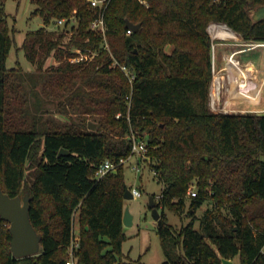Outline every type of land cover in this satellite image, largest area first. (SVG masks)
I'll return each mask as SVG.
<instances>
[{
    "label": "trees",
    "instance_id": "16d2710c",
    "mask_svg": "<svg viewBox=\"0 0 264 264\" xmlns=\"http://www.w3.org/2000/svg\"><path fill=\"white\" fill-rule=\"evenodd\" d=\"M6 1L0 0V184L10 195L32 196L31 219L42 233V248L14 256L10 223L0 215V264H68L76 222V264H147L123 257L129 187L123 163L94 175L104 160L131 154V129L147 139L150 165L163 184L154 194L161 209L158 231L164 243L181 247L162 264H222V256L264 264V114L210 108L208 31L211 22H224L244 40L264 42V18H253L264 0H110L104 17L113 56L103 33L91 28L98 8L90 0H30L31 15L43 24L26 32L21 47L35 70L19 62L7 66L16 41ZM58 18L66 20L49 30ZM127 19L140 27L130 30ZM85 47L97 54L69 60L74 48ZM51 54L60 63L45 68ZM119 63L129 67L132 81ZM29 93L36 96L33 111ZM54 97L70 122L42 117ZM89 117L98 121L96 129L89 128ZM62 147L67 154L59 155ZM29 162L35 170L24 183ZM194 185L197 193L190 196ZM187 204L193 218L177 229L165 209L182 214Z\"/></svg>",
    "mask_w": 264,
    "mask_h": 264
},
{
    "label": "rangeland",
    "instance_id": "374dc122",
    "mask_svg": "<svg viewBox=\"0 0 264 264\" xmlns=\"http://www.w3.org/2000/svg\"><path fill=\"white\" fill-rule=\"evenodd\" d=\"M33 9H34V5L31 3L30 0H20V2L16 0L6 1L5 12L7 13V17L9 19L10 25L13 28V34L16 41L12 45L10 55L7 59L8 67L16 66L18 62L26 70L28 69L35 70V68L37 67V65L32 64L27 59L25 52L21 47L26 32L29 30H34L43 24V20L39 15H34V16L31 15ZM220 23H222L225 26H228L231 29V27L224 22L214 21L208 25V31L212 33L211 28H213L214 26L219 27ZM217 27H216V32L218 33V35L215 36L212 33L213 34L212 37L210 33L213 42L212 43L213 69L215 64L214 63L215 57L216 59L219 58L221 51L220 47L217 45L216 42L231 40L235 37V35H237L236 33H238L233 29H231L234 31V34L224 36L219 33L218 30L219 28ZM55 28H56V24L54 25L51 24L48 26L49 30H54ZM71 34L72 32L68 31L63 40L64 42L62 44V48L66 52L69 48L66 47L65 43L70 40ZM240 35L242 36V34ZM168 49L171 50L172 46H169ZM256 58L261 60L262 56H257ZM59 63H60V59L55 57V55L51 54L47 58L44 67L47 68L50 66H55ZM28 90H30V88H28ZM28 96L30 98L28 102V104L30 105L28 107H30L31 111H33L35 110V100H36L35 93H29ZM54 98L56 99V102L48 104V107L51 111H48L47 113L46 110H43L42 117L46 120V116L53 115L57 117L60 123L70 122V118L67 115L60 113L57 110L58 109L57 100L59 97H54ZM41 99L43 100L44 107L46 109V96L42 94ZM14 106L18 107L19 105L15 103ZM18 115L19 112H16L15 116ZM88 120L92 122H96V128L98 127L99 123L96 119H94L93 117H89ZM42 147L43 146H40L38 149L39 155L43 150ZM150 155L151 154L149 152V156ZM127 158H128L127 161L123 163L124 171L126 174V182L129 187H139L141 189V195L127 199L125 202V207L128 206L131 213L133 214V224L124 226L126 237L124 238L122 244L123 257L126 260L141 259V261L147 264H162L165 259H167L168 257L174 258L181 251V247L179 245L173 246L171 241L169 240L166 241L165 243L163 242L162 237L158 231L157 221L153 217L151 209L149 207L150 195L151 194L158 195L162 190L163 184L160 181H158L153 170L151 169V165H150L151 160L145 157L138 156L135 153L134 154L131 153ZM136 162H138L141 166L140 171L132 168L133 163ZM34 170H35V164L32 165V162L26 164V179L24 183H26L27 180L30 179ZM193 187L195 188L196 185H194ZM206 206H207V202H204L200 206V208L197 209L195 215L200 217L203 214V211L206 208ZM165 210L168 214L169 222L174 224V226L177 229H179L182 226V224L187 223L189 220L193 218V216L189 213L188 204L186 208L182 211V214L167 208ZM194 226L196 228H199L200 226L199 219L195 220ZM234 260L237 261V258H234Z\"/></svg>",
    "mask_w": 264,
    "mask_h": 264
},
{
    "label": "crops",
    "instance_id": "0c3cea01",
    "mask_svg": "<svg viewBox=\"0 0 264 264\" xmlns=\"http://www.w3.org/2000/svg\"><path fill=\"white\" fill-rule=\"evenodd\" d=\"M211 29L215 36L218 35L216 26ZM236 34L231 40L216 42L221 51L219 58L215 57L214 60L215 69L210 86V108L215 112L264 111V88L257 100L239 93L236 90V85L237 75L240 71L234 65L229 64L227 59L229 54L236 52L235 55L240 59L241 64L251 66L250 69L248 66L244 68L245 75H247L245 78L249 77L250 79L245 88L248 87V90L255 91L264 77V42L246 41L239 33ZM257 56H262V59H257ZM218 79L221 80V89H217L214 85V81ZM126 200L125 198V202ZM75 232L79 236L77 222L75 223Z\"/></svg>",
    "mask_w": 264,
    "mask_h": 264
},
{
    "label": "water",
    "instance_id": "95a60500",
    "mask_svg": "<svg viewBox=\"0 0 264 264\" xmlns=\"http://www.w3.org/2000/svg\"><path fill=\"white\" fill-rule=\"evenodd\" d=\"M254 20H260L264 18V4L257 6L253 12ZM141 23H134L127 19L126 26L130 30H135L140 27ZM232 29V28H231ZM256 112V111H254ZM258 114H264V111H257ZM89 128L95 129L96 122L89 121ZM68 149L62 147L59 151V155L67 154ZM126 199L133 198V192L130 187H127L124 192ZM31 199L30 193L10 195L5 192L0 184V215L7 220L9 230L11 232V250L14 256L23 257L28 255L37 254L42 248V233L39 232L34 226L31 219ZM149 207L152 215L157 221L161 220V211L159 210L154 195H150ZM124 225L133 224V214L128 206L125 207L123 213ZM222 264H235L233 258L221 257Z\"/></svg>",
    "mask_w": 264,
    "mask_h": 264
},
{
    "label": "built area",
    "instance_id": "2783aa9c",
    "mask_svg": "<svg viewBox=\"0 0 264 264\" xmlns=\"http://www.w3.org/2000/svg\"><path fill=\"white\" fill-rule=\"evenodd\" d=\"M110 0H90V3L93 7H97L98 11H97V16L92 20L91 22V28L96 30V31H100L103 33L104 36V47L107 48L110 53L112 54V51L110 49L107 37H106V32H107V24L105 21V10L107 8V5L109 3ZM66 19L65 18H58L56 21V25H60L62 23H64ZM216 24V23H215ZM212 25V24H211ZM262 43V42H260ZM264 44V43H263ZM75 50V54L69 56V60L71 61H89L91 60L96 54L97 51L96 50H92L90 48H74ZM236 52H232L231 54L228 55V63L231 65H234L237 69H239V75H237V85H236V90L246 96L252 97L254 99H258L260 96V93L262 92L263 88H264V77L262 78L259 86L255 89V91H250L248 90L249 88H245L247 84V82L250 80L249 77L248 79L245 78V76L247 77V75H245V66H248V68L250 69L251 66L250 65H245V64H241V61L238 57H236L235 55ZM113 56V54H112ZM118 63V61H116ZM120 64V63H119ZM120 67L125 71V73L129 76L130 81L133 80L134 75L133 73L130 71L129 67L125 64H120ZM215 69V68H214ZM213 69V71H214ZM251 75V74H249ZM214 85L217 89H221L222 88V84H221V80H215L214 81ZM129 98V96H128ZM117 116H120V113L117 114ZM129 138L132 141V154H137L138 156L141 157H145L148 158L150 160V156H149V152H150V147L148 144V141L146 138H143L141 136H139L138 133H136L134 130L131 129V132L129 134ZM128 158H120L119 162H115L114 160L111 159H106L104 160L102 163H100V165L97 167V169L95 170V177L100 178L102 176H104L106 173L113 171L116 169L118 164L124 163L127 161ZM132 168L140 171L141 170V166L138 162L133 163ZM151 169L153 170L154 174H155V169L151 167ZM133 195L134 196H140L141 195V189L139 187H130ZM197 191L194 187H191L188 191V194L190 196H194L196 195ZM159 196V194L157 195V197ZM79 246V236H77L76 232L75 235L72 239V242L70 244V256L69 259L67 261L68 264H76L77 263V256L75 254V250L77 249V247ZM264 250V247H263ZM235 264H239V263H235Z\"/></svg>",
    "mask_w": 264,
    "mask_h": 264
},
{
    "label": "bare ground",
    "instance_id": "6f19581e",
    "mask_svg": "<svg viewBox=\"0 0 264 264\" xmlns=\"http://www.w3.org/2000/svg\"><path fill=\"white\" fill-rule=\"evenodd\" d=\"M217 28H219L218 29L219 30V33L222 34V35H224V36L225 35H232V34H234V31L233 30H231L228 26L223 25L222 23H220L219 24V27H217Z\"/></svg>",
    "mask_w": 264,
    "mask_h": 264
}]
</instances>
